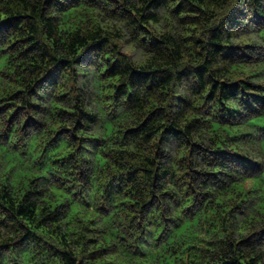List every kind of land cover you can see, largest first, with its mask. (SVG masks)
Instances as JSON below:
<instances>
[{
  "label": "clouds",
  "instance_id": "1",
  "mask_svg": "<svg viewBox=\"0 0 264 264\" xmlns=\"http://www.w3.org/2000/svg\"><path fill=\"white\" fill-rule=\"evenodd\" d=\"M256 116L264 0H0V264H264Z\"/></svg>",
  "mask_w": 264,
  "mask_h": 264
},
{
  "label": "trees",
  "instance_id": "2",
  "mask_svg": "<svg viewBox=\"0 0 264 264\" xmlns=\"http://www.w3.org/2000/svg\"><path fill=\"white\" fill-rule=\"evenodd\" d=\"M66 28L70 31L73 27V23L71 20H67L66 21ZM250 94H255L254 92L250 93ZM5 107H8L7 105ZM15 115V114H14ZM255 120H259V121H264V116H256L254 117ZM256 127H260L259 124L254 125ZM230 135H232V137L235 139L236 136L234 133H230ZM2 160L3 157H0V167H2ZM18 167V165H16L13 162H10L8 164V169H7V174L9 176H11L12 172H14L16 170V168ZM35 183V180H33L26 172H21L18 174V176L16 177V182L14 187L15 188H20L21 185L24 188H28L31 189L32 185ZM237 191L239 192L240 190L237 189ZM244 191H252L250 189H244ZM255 191H259L258 189H255ZM240 194L242 195L243 192H240ZM21 195L23 196V199L25 201H28L30 196L32 195V193L30 191L28 192H22ZM67 194L66 193H61L59 191H55L53 192V196L55 197L54 200L51 201H46V203H49L51 205H55L57 207V212L60 211L61 208L65 207L64 203H60L62 200H64L65 196ZM11 193L7 190V187H5V189L3 191H0V201H4V204H0V208H4L5 211H10V209L7 207L8 204L11 203ZM29 214L32 213L33 211V206L29 205ZM46 209L43 208H39V209H35V215L41 217L39 223L36 225L37 231L33 232L34 236H38L40 241L43 243L44 245V249L45 251H47L51 257L59 259L61 261V264H70L69 259L67 258L68 254L65 252L64 249L58 247L56 245V243L51 242L53 237L56 236L55 232H52L51 229L49 228V223L53 224V225H58L59 224V220H50L49 217L45 216ZM90 223H95V221H89ZM70 223V221H69ZM41 228L47 229V235L42 232L39 231ZM57 230L59 231V229L57 228ZM29 231L31 232L32 229H29ZM72 235H75L74 232H71ZM58 239H60L61 243H65L66 241V237H57ZM89 243H92V241H89ZM100 251H104L103 249H100ZM93 255H95V253H93Z\"/></svg>",
  "mask_w": 264,
  "mask_h": 264
}]
</instances>
